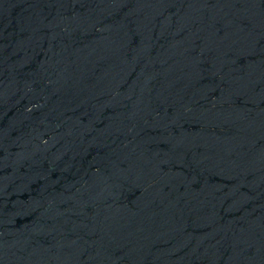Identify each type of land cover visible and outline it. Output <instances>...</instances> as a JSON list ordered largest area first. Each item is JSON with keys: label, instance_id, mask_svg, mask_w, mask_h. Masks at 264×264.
Wrapping results in <instances>:
<instances>
[{"label": "water", "instance_id": "water-1", "mask_svg": "<svg viewBox=\"0 0 264 264\" xmlns=\"http://www.w3.org/2000/svg\"><path fill=\"white\" fill-rule=\"evenodd\" d=\"M0 264H264V0H0Z\"/></svg>", "mask_w": 264, "mask_h": 264}]
</instances>
